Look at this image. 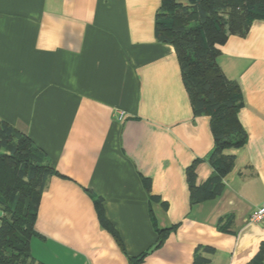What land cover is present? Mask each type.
I'll list each match as a JSON object with an SVG mask.
<instances>
[{"label":"crops","instance_id":"1","mask_svg":"<svg viewBox=\"0 0 264 264\" xmlns=\"http://www.w3.org/2000/svg\"><path fill=\"white\" fill-rule=\"evenodd\" d=\"M161 5L0 0V118L57 172L31 239L44 264H264V221L250 220L264 203V19L219 46L243 92L247 141L222 192L193 202L188 171L198 187L215 174L214 136L210 117L194 114L174 45L157 40Z\"/></svg>","mask_w":264,"mask_h":264},{"label":"trees","instance_id":"2","mask_svg":"<svg viewBox=\"0 0 264 264\" xmlns=\"http://www.w3.org/2000/svg\"><path fill=\"white\" fill-rule=\"evenodd\" d=\"M168 8H172L168 15L171 23L163 20L164 9ZM256 19H264V0H162L157 13V40L174 45L194 114L211 119L214 149L210 162L215 174L198 187L195 165L189 168L193 202L222 192L223 178L235 163L232 151L247 141L238 117L244 106L241 86L227 77L218 59L219 46L232 34L246 35ZM55 173L46 153L29 136L0 118V264H44L32 255L31 239L43 191ZM96 205L101 224L118 238L104 216L100 199ZM166 230H157L159 242ZM261 262L259 256L251 264Z\"/></svg>","mask_w":264,"mask_h":264},{"label":"built area","instance_id":"3","mask_svg":"<svg viewBox=\"0 0 264 264\" xmlns=\"http://www.w3.org/2000/svg\"><path fill=\"white\" fill-rule=\"evenodd\" d=\"M123 115H124L123 111H120L118 113L119 118H122ZM250 220L257 223L264 221V203L253 210V212L250 215Z\"/></svg>","mask_w":264,"mask_h":264},{"label":"rangeland","instance_id":"4","mask_svg":"<svg viewBox=\"0 0 264 264\" xmlns=\"http://www.w3.org/2000/svg\"><path fill=\"white\" fill-rule=\"evenodd\" d=\"M185 3H188L187 1H185ZM169 10L167 9H164L165 11V16L163 17V20L166 21L167 23H171V19L170 17H168V15H170L171 11H172V8H168ZM255 12V11H254Z\"/></svg>","mask_w":264,"mask_h":264},{"label":"water","instance_id":"5","mask_svg":"<svg viewBox=\"0 0 264 264\" xmlns=\"http://www.w3.org/2000/svg\"><path fill=\"white\" fill-rule=\"evenodd\" d=\"M2 214H3V212L0 211V217L2 216ZM157 247H158V243L155 244V245H153V246L147 251V253H148V254L151 253V252H152L153 250H155ZM140 258H142V257H140Z\"/></svg>","mask_w":264,"mask_h":264}]
</instances>
